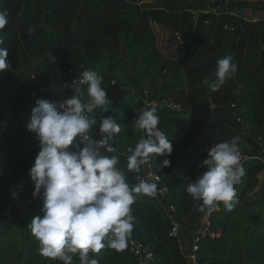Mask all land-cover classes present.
<instances>
[{"label": "trees", "instance_id": "obj_1", "mask_svg": "<svg viewBox=\"0 0 264 264\" xmlns=\"http://www.w3.org/2000/svg\"><path fill=\"white\" fill-rule=\"evenodd\" d=\"M139 1L0 0V8L9 13L3 46L8 49L10 62V69L0 72L5 78L0 84V165L14 178L34 165L40 146L36 134L26 127L32 109L39 99L59 97L60 83L71 68L85 66L101 76L104 68L127 72L122 57L127 58L138 70V86L132 89L135 95L137 90L139 102L135 119L143 104L139 92L144 89L151 91V98H172L181 105L172 109L160 103L155 113L160 117L158 127L168 135L173 151L168 156L149 157L170 188L168 201L176 207L180 233L195 231L208 211L202 208V201L194 200L186 191L189 183L206 170L200 165L207 149L240 136L245 175L236 185L238 202L231 210L220 202L209 213L210 227L219 235L202 238L199 264H264V163L251 157L264 148V31L259 26L261 21L244 16L247 7L263 10L264 0H156L143 5ZM151 21L167 28L178 42L175 57L166 56L158 48ZM185 33L187 42L176 39ZM227 55L234 57L238 69L213 91L216 61ZM21 107V116L11 115L12 109ZM90 119L96 121L91 133L102 138L97 132L100 107L94 109ZM131 135L126 131L114 134L109 141L114 153L101 149L105 156L119 157L117 167L130 186L142 167L129 170L130 156L118 149L136 146L147 133L142 130L136 141ZM69 150H74L73 146ZM164 159L170 160V166L159 168ZM249 178L260 180L261 201L250 202L253 198L245 197ZM16 188L22 195L33 191L27 183L24 187L17 183ZM9 195L11 209L17 212ZM135 195L131 234L154 252L149 264H188L178 237L170 235L172 220L163 205L155 196ZM242 199L246 204L239 203ZM13 218L4 219L9 230L17 221V216ZM39 247L35 236L19 242L20 263L63 264L41 255ZM72 255L73 264H80L79 254ZM89 258L99 264H136L128 237L124 250L106 246L100 253L90 252Z\"/></svg>", "mask_w": 264, "mask_h": 264}, {"label": "clouds", "instance_id": "obj_2", "mask_svg": "<svg viewBox=\"0 0 264 264\" xmlns=\"http://www.w3.org/2000/svg\"><path fill=\"white\" fill-rule=\"evenodd\" d=\"M8 23V10L0 8V72L10 68L8 49L3 46L6 40L3 30ZM237 69L232 55L219 58L213 91L219 90ZM102 80L98 72L84 71L81 83L88 85L90 103L84 102L79 87L74 88L71 98L59 105L48 99H39L26 125L39 141L40 151L29 175L35 185L33 197L43 202L42 214L35 216L29 227L39 241L40 254L59 259L63 264H73L72 254L76 253L80 264H99L97 259L89 258L90 252L100 253L106 246L124 250L134 226L131 206L135 194L154 196L157 191L155 183L144 180L130 186L124 172L117 167L119 157L101 153V149L109 153L115 151L109 141L121 128L114 117H102L99 123L101 139L88 135L96 121L88 119L85 112L97 107L109 111L107 105L111 101L102 87ZM159 123L160 117L154 109L142 111L134 120L133 126L144 130L147 138L138 141L128 158L129 170H139L151 154L162 157L172 153L173 145L168 135L159 129ZM239 141L237 135L209 147L207 157L200 165L206 170L186 188L187 193L194 200L202 201V208L206 207L209 212L220 202L226 210H231L238 202L236 185L245 175ZM70 146L74 150H69ZM168 166L170 160L164 159L159 168Z\"/></svg>", "mask_w": 264, "mask_h": 264}, {"label": "rangeland", "instance_id": "obj_3", "mask_svg": "<svg viewBox=\"0 0 264 264\" xmlns=\"http://www.w3.org/2000/svg\"><path fill=\"white\" fill-rule=\"evenodd\" d=\"M244 16L246 19L254 22L261 21L262 23H260L259 26H262L261 30L264 31V9L258 11L252 10L251 7H247L244 10ZM151 24L156 33L158 48L166 56L175 57V49L178 42L172 38L171 32L164 26L157 24L154 21H151ZM176 39L178 40V38ZM122 59L129 71L126 72L121 68H117V70L113 72H110L106 68L100 70L103 77L102 87L106 89L108 99L111 101V103L107 105L109 110L108 112H105L104 109L101 108V119L102 117L108 116L114 117L116 122L120 124L121 131L119 133H124L125 131L130 132L132 133V141H136L134 138H137L138 134L140 137L142 136V130L133 126V122L135 120L134 115L139 112L138 96L132 92V89L138 86V70L132 66L127 58L122 57ZM3 77L4 76L0 75V84L5 81V78ZM108 77H111V79L108 80ZM114 80L116 82H114ZM0 96H2L1 91ZM23 109V107L12 109L11 115L21 116ZM97 132L101 135L99 128L97 129ZM29 171L30 169L27 168L14 178L9 176V174L6 173L0 165V261L3 263L6 261L11 264H21L18 252L19 242L27 240L29 236L34 237L29 224L35 216L42 214L41 208L43 207V202L40 198L33 197L35 185L32 179L31 182L28 183V180L31 178ZM250 180V184L246 187L247 190L244 193L245 197L247 196L253 198L250 202L261 201V196L259 194L262 190L260 188V180H258V182H256L253 178ZM17 183H19L22 187H24L27 183L33 191H31L28 195L19 194L16 188ZM11 191L16 194L14 196V203L17 212H15V210L13 212L11 209L12 201L9 195ZM239 203L246 204L243 199L239 201ZM15 216H17V221L13 225L12 229L9 230L4 219L7 217H14L13 220H15ZM22 233L24 235H21Z\"/></svg>", "mask_w": 264, "mask_h": 264}, {"label": "built area", "instance_id": "obj_4", "mask_svg": "<svg viewBox=\"0 0 264 264\" xmlns=\"http://www.w3.org/2000/svg\"><path fill=\"white\" fill-rule=\"evenodd\" d=\"M156 0H140L138 2L139 5H143L145 3L152 4ZM179 41H182V36L178 34L177 36ZM89 70L85 66H81L80 68H71L69 70L68 76L60 83V95L59 97H53L51 101L57 102L58 105L62 104L65 99L71 98L74 95V88L79 87L82 91L83 100L85 103H90V99L86 93V87L88 86L86 83H81V75L84 71ZM114 82H116L114 80ZM138 96L137 90L134 91ZM151 91L149 89H144L139 92L140 97L143 100V104L140 108V114L144 110H155V113L158 110V107L161 102H164L168 105V107L172 109H180L181 105L177 103L172 98L158 100L156 98L150 97ZM94 109L90 112L86 111L85 115L88 119L93 115ZM239 121H243L241 117H238ZM88 135L96 140L101 138H95L91 131L89 130ZM147 138V136L145 137ZM79 140V137L77 138ZM136 146L127 145L122 150L118 149V151L124 155L131 156ZM241 161L243 160V156L240 152ZM252 158L258 159L264 163V148H262L261 153L257 156H251ZM142 172L135 176V182L132 186L138 184L141 180H144L149 183H155L157 185V191L154 195L157 200L163 205L167 214L172 220V228L170 231V235L174 237H178L179 248L183 256L188 261V264H199L200 258V242L204 236H209L210 238H216L219 235L218 231L212 230L209 224V211H207L204 216L201 218L199 226L195 231H191L187 234L180 233L181 224L176 214V207L173 203L168 201L170 198V188L166 182L164 176L159 174L153 167L150 159H148L147 163L142 165ZM183 235V237L181 236ZM128 240L130 243V251L135 255L136 264H149L150 261L154 258L155 254L152 250H150L142 241H140L137 237L133 236L131 233L128 236Z\"/></svg>", "mask_w": 264, "mask_h": 264}, {"label": "water", "instance_id": "obj_5", "mask_svg": "<svg viewBox=\"0 0 264 264\" xmlns=\"http://www.w3.org/2000/svg\"><path fill=\"white\" fill-rule=\"evenodd\" d=\"M189 40V38H188V35L185 33V34H183L182 35V41L183 42H187ZM11 193H12V195H13V191H11ZM13 197H14V195H13ZM14 199H15V197H14Z\"/></svg>", "mask_w": 264, "mask_h": 264}]
</instances>
